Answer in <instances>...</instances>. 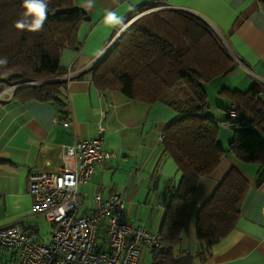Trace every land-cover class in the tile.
Listing matches in <instances>:
<instances>
[{
  "label": "crops",
  "instance_id": "obj_1",
  "mask_svg": "<svg viewBox=\"0 0 264 264\" xmlns=\"http://www.w3.org/2000/svg\"><path fill=\"white\" fill-rule=\"evenodd\" d=\"M156 0H75V7L87 13L79 31L80 51L65 49L60 66L67 71L61 80L66 84L70 125L57 119L50 103L21 102L17 91L9 93L0 82V228L18 225L37 242H47L53 224L35 214L28 193L33 175L56 174L65 161V147L82 140L102 136L103 148L113 158L99 164L89 183L79 186L83 198L82 212L95 209L94 197L123 196V220L154 234H159L169 199V189L182 178L173 159L163 154L167 127L180 116L171 107L157 102L151 105L130 99L117 91H98L89 74L92 66L109 49L117 27L102 23L109 11H116L123 21L139 7ZM169 9L193 14L205 21L221 39L235 60V69L205 85H214L218 98L217 111L209 106L208 116L223 122L226 100L223 89L247 92L257 86L264 93V0H167ZM7 85V84H6ZM8 86V85H7ZM28 86V85H26ZM24 87V86H23ZM208 112V110H207ZM211 117V116H210ZM99 128H104L100 134ZM233 131L219 124L218 144L228 149ZM231 168L237 169L249 182L235 228L221 239L203 262L194 264H264V179L256 165L242 164L227 155L215 172L200 180L195 199L185 220L179 251L194 254L196 215L208 201ZM87 205V206H86ZM44 219V220H43ZM46 226V227H45ZM0 255L1 264H17L15 253ZM151 259L150 250L143 252L141 264Z\"/></svg>",
  "mask_w": 264,
  "mask_h": 264
},
{
  "label": "trees",
  "instance_id": "obj_2",
  "mask_svg": "<svg viewBox=\"0 0 264 264\" xmlns=\"http://www.w3.org/2000/svg\"><path fill=\"white\" fill-rule=\"evenodd\" d=\"M166 2L143 5L123 21L115 34L130 24L89 74L100 92L117 91L148 105L161 102L179 114L167 127L162 145L163 154L173 159L182 178L167 194L169 202L158 234L164 248L149 249L151 264L203 263L213 246L235 228L249 182L231 168L201 206L194 254L179 251L189 208L200 180L210 177L227 155L258 166L260 180L264 179V93L257 86L244 93L223 89L219 94L226 103L237 105L243 113L231 118L225 106L223 122L208 116L205 85L231 73L235 60L205 21L169 9ZM74 3L49 0L43 30L30 33L14 27L23 12L21 0H0V58L8 61L0 65V82L29 84L16 90V99L52 104L59 121L69 116L66 84L61 81L67 71L60 66L61 53L80 51L79 31L88 16ZM219 124L233 131L228 149L218 144Z\"/></svg>",
  "mask_w": 264,
  "mask_h": 264
},
{
  "label": "built area",
  "instance_id": "obj_3",
  "mask_svg": "<svg viewBox=\"0 0 264 264\" xmlns=\"http://www.w3.org/2000/svg\"><path fill=\"white\" fill-rule=\"evenodd\" d=\"M3 85L11 93L29 84ZM226 109L231 118L243 113L230 102ZM70 120L66 117L63 126L68 127ZM99 132L104 133V128ZM112 158L103 148L102 136L65 147V161L58 173L33 175L28 182L33 212L53 224L48 241L33 240L16 224L0 228V249L15 251L18 264H141L145 250H162L158 234L123 220L121 195L98 194L93 211L80 210L79 186L89 183L97 166Z\"/></svg>",
  "mask_w": 264,
  "mask_h": 264
},
{
  "label": "clouds",
  "instance_id": "obj_4",
  "mask_svg": "<svg viewBox=\"0 0 264 264\" xmlns=\"http://www.w3.org/2000/svg\"><path fill=\"white\" fill-rule=\"evenodd\" d=\"M48 3L49 0H21L23 12L21 17L14 23V27L17 30H26L30 33L42 31L44 22L47 19ZM92 5L93 0H87V6L91 7ZM102 23L106 26L117 27L123 24V18L116 11H109L104 16ZM7 62L6 57L0 58V65H6Z\"/></svg>",
  "mask_w": 264,
  "mask_h": 264
},
{
  "label": "rangeland",
  "instance_id": "obj_5",
  "mask_svg": "<svg viewBox=\"0 0 264 264\" xmlns=\"http://www.w3.org/2000/svg\"><path fill=\"white\" fill-rule=\"evenodd\" d=\"M130 23H128V25H129ZM126 29V28H125ZM122 33V30H121V32L118 34V36L120 35ZM117 34V33H116ZM116 34L115 35H113L112 36V38L110 39V41L109 42H111L113 39H114V37L116 36ZM117 36V37H118ZM214 85H216V84H213V86H211L209 89H208V91H209V94H208V105L209 106H213L214 107V110L215 111H217V108L218 107H220V106H218V107H216L217 105H218V98H217V96H216V93H215V88H214ZM207 113H210L209 112V107H208V112ZM211 117H213V118H215L214 117V115H211V114H209ZM230 129V128H229ZM87 206V205H86ZM44 220V219H43ZM46 227V226H45ZM6 254L5 255H7V256H12L13 255V253H12V251H8V253L7 252H5ZM0 255H4L3 254V250H1L0 249ZM1 264V263H0ZM5 264V263H4ZM143 264H151V259L148 257V258H146V260L144 261V263Z\"/></svg>",
  "mask_w": 264,
  "mask_h": 264
},
{
  "label": "water",
  "instance_id": "obj_6",
  "mask_svg": "<svg viewBox=\"0 0 264 264\" xmlns=\"http://www.w3.org/2000/svg\"><path fill=\"white\" fill-rule=\"evenodd\" d=\"M113 43V42H112Z\"/></svg>",
  "mask_w": 264,
  "mask_h": 264
}]
</instances>
